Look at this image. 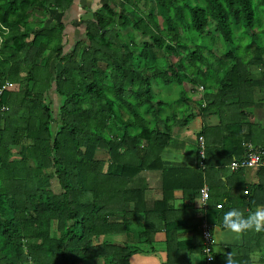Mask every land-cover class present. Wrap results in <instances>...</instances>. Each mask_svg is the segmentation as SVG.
<instances>
[{"label":"trees","instance_id":"1","mask_svg":"<svg viewBox=\"0 0 264 264\" xmlns=\"http://www.w3.org/2000/svg\"><path fill=\"white\" fill-rule=\"evenodd\" d=\"M107 1L87 22L85 39L64 53L63 25L41 29L30 12L44 18L73 0H0V85L16 86L0 97V264H131L136 253L159 251L161 231L165 264H193L194 254L205 264L202 243L180 240L183 229L167 220L176 211L170 177L185 191L191 185L182 183L184 175H196L199 196L210 167L240 158L247 144L264 147V127L248 111L264 102V25L252 0ZM259 5L264 9V0ZM129 27L147 40L138 46L127 41L132 35L121 33ZM210 35L216 39L207 45L218 55L198 45L199 37ZM245 37L242 48L238 38ZM223 43L229 47L218 53ZM156 80L180 86L181 98L157 99ZM51 89L59 96L56 112ZM230 110L240 120L227 122ZM197 115H217L231 149L216 152L205 143L203 158L198 140L212 129L205 127L197 164H169L164 152ZM146 171L167 177L171 193L152 206L148 189L132 186ZM258 173L255 189L262 190L264 169ZM263 233L253 231L258 247ZM116 234L125 240L100 238ZM248 251L239 264H264V247L256 262L249 259L253 248ZM214 257L213 264L224 259Z\"/></svg>","mask_w":264,"mask_h":264},{"label":"crops","instance_id":"2","mask_svg":"<svg viewBox=\"0 0 264 264\" xmlns=\"http://www.w3.org/2000/svg\"><path fill=\"white\" fill-rule=\"evenodd\" d=\"M19 2L24 0H18ZM108 3L107 0H73L72 4L63 12H58L54 9H50L47 15L43 18L41 14L37 12H30L34 15L37 23L41 24V29L52 27L57 24L63 25V38L62 46L63 52L68 53L73 50L79 41L85 39V32L87 28V22L93 19L94 14L103 9ZM91 15V18H88ZM44 21V25H43ZM55 64V61L53 62ZM264 103V102H263ZM232 110L229 111V114ZM260 115L264 116V112L257 110ZM228 116H226L227 118ZM225 118V119H226ZM200 120V124L194 126L195 129L186 128L179 129L175 133V138L178 144L175 147L173 145L168 148L163 154V158L169 163H178L179 165H185L188 168H192L197 164V138L198 134L203 130V128L212 129L209 130L204 136L205 143L207 145H212L215 147H226L230 148V143H227V134H225L226 128L220 123V119L217 115H206L201 117L197 115L195 120ZM219 127V128H216ZM230 142V141H229ZM210 162H215L216 159L209 158ZM206 176L201 177V187L203 183H206L210 187V198H209V210L206 216L210 223L215 225L214 236L216 241L215 251L218 255H224L223 261L218 264H227L226 256L232 253V259L235 264L241 263L240 261L247 262V259L243 256L249 253L248 249L253 248L254 252L250 254L249 259L253 261H258L261 254L259 252V247H264V233L260 237L261 246L258 247L257 243L254 242L250 246L242 248L241 241L246 238V235H242L239 238L234 237L232 234L226 232L223 228L222 217L223 214L232 208L239 209L247 215L250 211L254 210L257 206L264 204V189L256 190L255 188L259 186L260 176L257 171L254 170H244L240 172H231L226 166L224 167H210L207 170ZM199 176V175H198ZM172 185H174V198L176 202L174 203V209H176L174 215L167 214L168 222L178 226V228L186 229L185 232L179 234L180 240H189L193 238V244L201 243L200 235L195 231L198 229L200 222L203 219L204 212L201 210L200 205L196 202L197 191L194 190L196 182H199L196 175L188 174L184 175L183 184L191 185L188 189L184 191L180 186L176 187V177H170ZM168 182L167 177H163L160 171H146L138 175L132 182V186L138 188L148 189L147 198L149 206H152V202L161 201L163 197L169 198L171 196L170 190L166 187ZM193 185V186H192ZM166 187L165 193L163 192V187ZM255 189V190H253ZM245 191H249L245 195ZM217 204H223L222 209H217ZM221 210H224L223 214L218 218L213 219L210 217L212 214H217ZM156 217H154L155 219ZM212 218V219H211ZM162 222L160 227L162 228ZM185 225H189L190 228H185ZM187 230L189 232L186 235ZM200 231V230H199ZM116 237L109 238L117 239L113 242H123L125 237L123 235H115ZM166 233L161 231L156 234L155 241L159 251L153 254H142L136 253L132 255L130 263L131 264H165L167 259V253L163 252L162 249L165 246ZM186 262L187 257H182ZM193 264H199L200 258L198 255L192 256Z\"/></svg>","mask_w":264,"mask_h":264},{"label":"rangeland","instance_id":"3","mask_svg":"<svg viewBox=\"0 0 264 264\" xmlns=\"http://www.w3.org/2000/svg\"><path fill=\"white\" fill-rule=\"evenodd\" d=\"M253 1V4H254V7L256 9V14H257V19H259L261 21V23L264 25V9L260 4V0H252ZM88 18H91V15L88 17ZM130 33L132 35L131 37V40L129 38H127L126 40L127 41H132L134 44H136L135 46H138V45H141L143 41H146L147 38L145 37H142L140 36L135 30H133L132 27H129L128 29L126 30H122V35L126 37V34ZM213 34V32H212ZM215 35V34H214ZM214 35H210V36H205V37H199L198 39V45L200 46H205L207 48H210L212 49L213 48V52H215V54H217V48L215 46H212V45H207L208 43L214 41L216 38ZM242 43L238 42V44H242V48L246 45V42L245 40L247 41L248 38H244L243 40L238 38ZM193 44V43H192ZM244 44V45H243ZM220 47V49H218V53H222V52H225L227 51L228 47L226 44L223 43V45L221 46H218ZM194 49V44H193V48H191V50ZM244 51V49L242 50ZM243 53V52H242ZM240 53V54H242ZM218 55V54H217ZM160 65L162 66H165V62L162 58H160V61H158ZM208 62L212 65L214 64L216 67H218V63L214 62L211 58L208 57ZM257 69H254V71H256ZM221 77V74L219 73L217 78ZM153 91L155 93V96L157 99H160V100H164V101H169V100H178L181 98V87L180 86H170V87H166L165 84H163V82L159 81V80H156L153 82ZM203 91L202 88H199L197 90V92H201ZM162 99H161V98ZM48 99L52 102V106L53 108L55 109V112L57 111V108H58V105H59V96L55 93V91L53 89H51L49 91V94H48ZM230 102H232L231 100L227 101V105L230 104ZM235 105H229L227 106L228 109H232ZM257 110H260L261 112H264V103L263 101H258L257 104L251 108H248V111L251 112V114H253V117L254 118L253 120L256 121L257 123L260 122L262 123L261 126L264 127V116L260 115V113L257 112ZM228 111V110H227ZM247 111V112H248ZM231 117L233 118H237V120L239 119L240 120V114L237 112V113H233L232 115L229 114V117L226 118V121L227 122H231ZM200 124V120H193L191 123H189V125L186 127V128H194V126ZM224 127V126H223ZM186 128H182V129H186ZM225 128V127H224ZM219 148V147H218ZM218 148L214 149L216 152H219L217 151ZM98 157L101 158V159H108L109 156L106 155L105 153H98ZM122 215V214H120ZM201 223V222H200ZM200 226V224H199ZM186 228V227H185ZM186 229H183V232H185ZM189 232L187 230V233L186 235H188ZM246 235V238H244L241 243H242V248H245L247 246H250L252 243H254V235H253V231H249L247 233H245ZM116 237V236H115ZM256 238V236H255ZM117 239H110L111 242L113 241H116ZM195 255V254H194ZM260 257V256H259ZM246 263V262H244Z\"/></svg>","mask_w":264,"mask_h":264},{"label":"clouds","instance_id":"4","mask_svg":"<svg viewBox=\"0 0 264 264\" xmlns=\"http://www.w3.org/2000/svg\"><path fill=\"white\" fill-rule=\"evenodd\" d=\"M204 143H205V139H204ZM205 150H206V144H205ZM204 157H205V155H204ZM235 159H238V158L232 159L227 165H225L226 168H228L231 172H240V171H244V170H252V169H241L239 171H232L230 168V165H231L232 161ZM203 189H207V191H208V200H207V203H204V204L202 203V199H203L202 190ZM210 192L211 191H210L209 185L206 183H203V185L199 191V196L196 197V202L200 205L201 210L204 212V216H203V219L200 223L199 230L201 231L200 227L204 221H206L207 223H209L212 226V232H213V237H214L213 252H214V256H215V255H218V253L215 251V248H216L215 247L216 241H215V236H214L215 225L210 223L207 216H206V213L209 210ZM248 193H249V191H248ZM244 194L247 195V192H245ZM223 207H224L223 204H217L216 205L217 209H222ZM222 224H223L224 230L226 232L232 234L236 238L241 237L242 235H244L245 233H247L249 231H255L257 233L264 232V205L257 206L254 210L250 211L247 215H245L244 212L239 210V209L232 208L223 214ZM116 235H122V234H116ZM113 237H115V235H111V236L104 237V238L100 237V238L102 241L105 240V241L111 242L108 239L113 238ZM226 259H227V264H235V261L232 259V253L227 254ZM214 261H215V257H214ZM214 261H213V263H214ZM213 263H211V264H213ZM205 264H206V260H205Z\"/></svg>","mask_w":264,"mask_h":264},{"label":"built area","instance_id":"5","mask_svg":"<svg viewBox=\"0 0 264 264\" xmlns=\"http://www.w3.org/2000/svg\"><path fill=\"white\" fill-rule=\"evenodd\" d=\"M3 42V38L0 36V44ZM16 88L15 84L6 81L0 85V97L7 91H12ZM203 89V88H202ZM198 144L201 148V156L204 158L205 155V143L202 137L199 138ZM246 151L242 157L232 161L230 168L232 171H239L241 169H252L260 171L264 169V147L254 146L253 144L246 145ZM248 193V191H245ZM202 203H207L208 191L207 189L202 190ZM206 206V205H205ZM205 208V207H204ZM202 235V252L205 256L206 264H211L214 261V237L212 232V226L204 221L200 227Z\"/></svg>","mask_w":264,"mask_h":264}]
</instances>
